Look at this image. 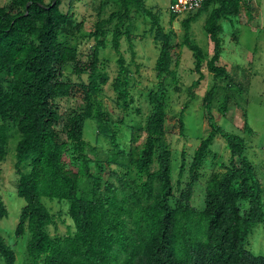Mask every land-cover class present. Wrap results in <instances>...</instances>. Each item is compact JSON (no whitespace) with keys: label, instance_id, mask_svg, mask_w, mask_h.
<instances>
[{"label":"trees","instance_id":"trees-1","mask_svg":"<svg viewBox=\"0 0 264 264\" xmlns=\"http://www.w3.org/2000/svg\"><path fill=\"white\" fill-rule=\"evenodd\" d=\"M75 1L83 0H8L0 6V173L15 129L19 135L16 192L25 201L15 237L28 234L22 264H264L263 256L247 248L252 229L264 223V190L246 156L244 140L223 133L211 121L208 108L218 97L216 87L203 97L209 133L195 147L187 169L189 182L175 196L166 88L177 83L174 68L179 57L161 26V16L148 9L145 0H115L117 10L104 16L102 7L108 3L101 2L87 35L93 45L83 54L70 44L83 28L72 13ZM243 6L244 0H204L199 10L181 22L183 35L177 49L185 46L192 53L199 75L195 84L203 79L204 55L188 37L190 22L202 11L209 12L204 30L213 55L206 70L215 80L227 81L226 68L218 64L220 21L240 17ZM177 16L170 12L172 20ZM137 17L150 22L148 32L159 48L153 68L157 85L147 96L149 113L144 124L129 127L126 134L122 133V127L128 126L124 117L135 100L131 65L121 44H127L133 64ZM108 45L116 55L112 79L100 57ZM66 65H72L74 75H85L86 81L76 87L81 105L59 115L56 101L70 98L74 89L64 79ZM107 86L120 111L116 119L100 99ZM228 101V97L217 99L212 109L217 102L218 113L226 115ZM182 115L183 111L180 131ZM87 121L106 139V149L84 139ZM243 131L252 133L247 122ZM218 135L225 141L227 162L211 155L210 145ZM210 158L220 172L205 180L203 208L195 209L191 206L194 185L203 179ZM186 166L182 151L177 185ZM42 198L65 204L71 226L64 235L58 232L57 215ZM6 216L0 185V221ZM0 260L16 264L13 249L1 236Z\"/></svg>","mask_w":264,"mask_h":264},{"label":"rangeland","instance_id":"rangeland-1","mask_svg":"<svg viewBox=\"0 0 264 264\" xmlns=\"http://www.w3.org/2000/svg\"><path fill=\"white\" fill-rule=\"evenodd\" d=\"M7 2L8 0H0V6L6 5ZM101 2L108 3L102 7L101 12L104 16L117 10L115 0H83L73 3L72 13L78 21L83 22V28L74 39H70V44L77 45L83 54L93 45V42L87 39V35L92 31V26L100 11ZM170 2L171 0H145L146 7L161 16V26L165 33L170 35L175 53L179 57V64L174 68L177 83L172 86V89L168 86L166 88L169 92V99L166 104L168 114L166 131L167 140L172 148L171 178L175 196L189 182L187 169L193 151L209 133L208 116L203 97L214 86L218 97H214L208 108L211 121L223 133L237 135L244 140L246 156L255 166L264 190V0H244L240 17L220 21L222 32L219 37L222 42V51L218 64L226 68L229 76L227 81L215 80L212 74L206 70V62L213 55L212 43L204 30V23L209 12L202 11L190 22L188 37L192 44L202 50L204 55V63L201 69L203 79L199 84H195L199 75L194 71L195 62L192 53L185 46L177 49L183 35L181 22L189 17L190 13L178 15L175 20H172L168 11ZM149 25L150 22L141 17H137L134 21L133 33L136 34L134 41L136 56L133 64L130 62L127 44L124 41L121 44L123 56L131 65L133 78L131 94L135 100L128 115L124 117L125 125L128 124V126L122 127V133L126 134L129 127L140 123L144 124L149 113L147 96L150 91L156 90L157 80L153 68L159 54V48L154 43L151 33L148 32ZM100 57L104 61V69L109 74L110 79L114 78L116 55L109 45L105 51L101 52ZM135 65L138 66V69ZM62 72L64 79L68 80L74 89L70 98L56 101L59 115H63L65 109L81 105L82 96L76 87L79 83L86 81L85 75L78 77L72 73V65L64 66ZM225 97L230 98L228 101L229 111L226 115H220L217 111L220 104L216 102L213 109L212 104L217 99L223 101ZM100 99L111 118L116 119L120 111L114 105L113 94L109 86L105 87ZM181 111H183V131H180L179 128V113ZM245 122L252 130L251 134L243 131ZM56 128L59 129L58 126ZM10 134L7 156L1 164L0 173L1 196L7 209V216L0 221V236L13 249L16 264H22L28 234L26 233L19 239L15 237L20 211L25 205V201L18 197L16 192L18 176L14 170L15 148L19 135L17 136L15 129L11 130ZM60 138L64 140L62 135ZM84 139L92 145L101 146L103 149L108 147L106 139L97 135L95 124L90 121L85 123ZM209 149L211 155L215 154L227 162L229 155L225 148V141L221 136L215 137ZM182 151L185 153L187 166L177 185ZM205 164L203 179L194 185L191 206L195 209L203 208L205 180L212 173L220 172L219 167L214 165L216 163L213 159L210 158ZM42 203L53 214L57 215L58 232L64 235L67 228L71 226V221L65 213V204H58L56 201L51 202L46 198H42ZM51 232H53V228H51ZM247 248L254 255L264 257V223L258 224L252 229ZM0 264H4L2 260H0Z\"/></svg>","mask_w":264,"mask_h":264},{"label":"built area","instance_id":"built-area-1","mask_svg":"<svg viewBox=\"0 0 264 264\" xmlns=\"http://www.w3.org/2000/svg\"><path fill=\"white\" fill-rule=\"evenodd\" d=\"M204 0H171L169 11L175 15L191 13L201 8Z\"/></svg>","mask_w":264,"mask_h":264}]
</instances>
